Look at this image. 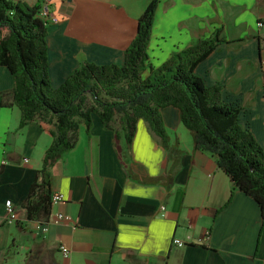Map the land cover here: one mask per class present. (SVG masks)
<instances>
[{
	"label": "crops",
	"instance_id": "crops-1",
	"mask_svg": "<svg viewBox=\"0 0 264 264\" xmlns=\"http://www.w3.org/2000/svg\"><path fill=\"white\" fill-rule=\"evenodd\" d=\"M150 1L56 0L59 20L47 36L53 86L83 61L122 64ZM216 29L226 42L195 71L207 85L223 86L225 102L239 108V122L264 148V0H159L148 62L158 67ZM13 88L11 72L0 65V264H64L62 243L70 249L67 264H264L259 204L241 190L232 193L217 156L194 148L174 106L161 109L167 148L139 119L125 157L97 114L90 133L80 124L76 145L51 169L52 194L64 200L52 204L49 230H36L22 203L54 138L37 119L19 127ZM8 200L13 222L5 216Z\"/></svg>",
	"mask_w": 264,
	"mask_h": 264
},
{
	"label": "trees",
	"instance_id": "trees-1",
	"mask_svg": "<svg viewBox=\"0 0 264 264\" xmlns=\"http://www.w3.org/2000/svg\"><path fill=\"white\" fill-rule=\"evenodd\" d=\"M158 2L151 0L140 15L122 64L83 61L54 87L49 74L48 26L38 15L40 1L0 0V65L14 78L12 103L22 112L19 127L37 119L54 138L22 203L29 219L49 220L51 169L76 145L80 124L90 133L92 116L97 114L106 129L115 131L117 149L125 157L139 119L149 124L167 148L169 136L161 109L174 106L192 133L194 148L217 156L219 168L232 183V193L241 190L253 197L264 225V148L239 122V108L225 102L223 86L207 85L195 71L226 39L216 29L210 37L153 67L148 62V45ZM148 68L150 73L144 77ZM121 136L125 144L119 147Z\"/></svg>",
	"mask_w": 264,
	"mask_h": 264
},
{
	"label": "built area",
	"instance_id": "built-area-1",
	"mask_svg": "<svg viewBox=\"0 0 264 264\" xmlns=\"http://www.w3.org/2000/svg\"><path fill=\"white\" fill-rule=\"evenodd\" d=\"M56 0H41V6L39 9V17L45 22V24L50 25L58 22L59 20V15L57 12H55L53 8V4ZM258 26L262 27L263 23L258 22ZM262 63H264V59L262 60ZM27 161V159H25ZM64 200V195L62 193H54L52 195V204L59 203ZM162 210H165V206L161 207ZM5 216L6 220L13 222L18 220L17 213H16V208L14 206V203L10 200H8L5 204ZM58 219H67L68 217L62 213H58L55 215ZM34 227L36 230L46 233L49 230L50 227V221H40V220H35L34 221ZM174 243L182 246L183 242L179 239H174ZM59 251L62 255V258L64 260V264H67V261L70 258V249L65 245V244H60L59 245Z\"/></svg>",
	"mask_w": 264,
	"mask_h": 264
},
{
	"label": "rangeland",
	"instance_id": "rangeland-1",
	"mask_svg": "<svg viewBox=\"0 0 264 264\" xmlns=\"http://www.w3.org/2000/svg\"><path fill=\"white\" fill-rule=\"evenodd\" d=\"M116 125V124H115Z\"/></svg>",
	"mask_w": 264,
	"mask_h": 264
}]
</instances>
